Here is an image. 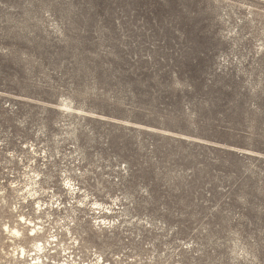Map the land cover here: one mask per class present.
<instances>
[{
    "label": "rangeland",
    "instance_id": "rangeland-1",
    "mask_svg": "<svg viewBox=\"0 0 264 264\" xmlns=\"http://www.w3.org/2000/svg\"><path fill=\"white\" fill-rule=\"evenodd\" d=\"M48 230L45 264H264V0H0V264Z\"/></svg>",
    "mask_w": 264,
    "mask_h": 264
},
{
    "label": "bare ground",
    "instance_id": "bare-ground-1",
    "mask_svg": "<svg viewBox=\"0 0 264 264\" xmlns=\"http://www.w3.org/2000/svg\"><path fill=\"white\" fill-rule=\"evenodd\" d=\"M66 180L63 181L64 182V186L65 189H67L69 191L70 194H77L78 192H80V188L79 187H75V183L72 182V179L67 177L65 178ZM36 192V191H35ZM31 195V194H30ZM76 196V195H75ZM87 200V198H86ZM71 202V201H70ZM44 203H41V201H37L36 202V206L37 208H41L42 205ZM81 206H86L87 204H89V208L91 209V214H95V213H100L103 210V206L98 203V202H92L90 203V201H88V203H85L83 201H81L79 203ZM88 206V205H87ZM105 211V210H104ZM106 212V211H105ZM18 221L20 222V224H24L27 223L28 225H32V228H30L29 231H31V234H35L36 232V228H39L40 226H37L35 222L31 221V220H27V218L25 217L24 214L20 213L19 214V219ZM101 221H104V218H101ZM98 223V222H97ZM115 224V223H114ZM24 227H18V224L16 226H12L10 227L9 225H5L4 230L6 231L7 234H9L10 236L13 237H20L23 235V230ZM43 229V228H42ZM69 231V229H67ZM40 232V230H38ZM50 231L48 230V235L46 234L45 239L42 241L41 239H37L34 243H33V250L35 251L33 253V255L35 256L33 259L37 260V262H35V264H38L40 262V264H45L43 262V258L46 256V254L48 253L49 246H53V244H51L57 237V234H50ZM30 235V234H29ZM36 235V234H35ZM45 235V234H44ZM24 237V236H23ZM40 237V236H39ZM32 238V236H31ZM36 238V237H35ZM38 238V237H37ZM44 238V237H43ZM34 240V239H33ZM52 241V242H51ZM61 241V240H60ZM32 243V242H31ZM59 243V242H58ZM58 245V244H57ZM59 246V245H58ZM26 248V247H25ZM23 246L20 245V253L21 254H26V250ZM19 249V248H18ZM52 250V249H51ZM65 250V249H64ZM45 260V259H44ZM99 263L104 264L105 261H103L102 258L98 259ZM107 262V261H106ZM95 263V262H94ZM64 264H68V263H64ZM108 264V263H106Z\"/></svg>",
    "mask_w": 264,
    "mask_h": 264
}]
</instances>
